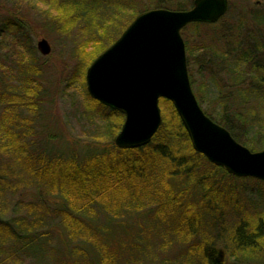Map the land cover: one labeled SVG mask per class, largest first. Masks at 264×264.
<instances>
[{"label":"trees","instance_id":"1","mask_svg":"<svg viewBox=\"0 0 264 264\" xmlns=\"http://www.w3.org/2000/svg\"><path fill=\"white\" fill-rule=\"evenodd\" d=\"M152 2V7L141 9L135 0H32L25 8L41 14H38L43 19L41 25L48 32L56 31L65 36L75 26L78 37L84 30L91 31L81 42L76 36L73 39L69 36L77 62L68 81L83 87L85 113L98 126L96 143L79 147L80 150L70 146L56 148L50 138L46 142L36 140L39 115L44 109L45 67L39 63L37 50L30 43L28 29L34 32V28L27 23L23 0L14 1L17 8L4 7L5 14L0 18V48L6 42L3 38L21 36L16 39V71L11 82L0 69V257H3L0 264H10L17 254L32 257L42 248L54 225L47 222L52 212L46 203L49 198L59 199L63 206L52 212L62 216L60 223L54 225L55 229L63 227L71 236L82 235V231L90 229L88 234L93 238L96 264H146L150 234L144 228L141 240L134 239L126 223L133 214L144 210L164 222L171 217L168 235L194 238L200 226H204L203 212L217 221L218 211L225 210L224 200H220L222 194L233 196L234 200L239 193L248 192L237 194L230 184V180L236 178L194 151L170 101L160 100L163 124L152 143L141 149L121 150L114 140L124 125L125 116L89 95L87 70L140 13L152 9L186 11L192 8L194 0ZM242 2L241 11L246 12L249 1ZM232 5L218 23H193L183 30L189 75L205 114L224 127L239 144L259 152L264 150V40L257 33L262 34L264 22L260 14L264 12L253 13L251 19L258 29L250 35L249 41L241 40L238 35L245 22L237 25L232 20L234 17H228L230 11H234ZM216 25L222 28L216 31ZM189 28L200 38L199 44L191 46L185 36ZM194 54L224 69V80L213 76L208 79L218 92L213 93L209 102L212 111L203 108V96L208 94L210 86L194 89L196 83L190 70ZM251 180L264 186L262 181ZM30 190L38 192V201L17 203L15 209L25 214L20 216L18 212L15 219H7L4 212L13 208L11 199L18 191ZM95 209L125 221L117 224L107 219L104 228H111L103 235V227L89 226L83 220ZM253 216L254 219L241 220L234 227L227 250L235 259L245 258L257 264L259 255L264 253V209ZM211 220L208 224L212 228ZM243 230L248 233L242 235ZM219 238L227 239L217 235L212 243ZM197 244L184 258L181 255V264H190L192 252L198 247L204 251L208 263L221 264L220 250L209 243Z\"/></svg>","mask_w":264,"mask_h":264},{"label":"rangeland","instance_id":"2","mask_svg":"<svg viewBox=\"0 0 264 264\" xmlns=\"http://www.w3.org/2000/svg\"><path fill=\"white\" fill-rule=\"evenodd\" d=\"M14 1L15 3H19L22 0H0V18L5 14V6H7V9L17 8L16 5L14 6ZM31 1L32 0H23L24 3L22 5V8L26 13L27 23L30 27L34 28V32L30 31V28L28 29L30 43L37 50V42L41 39H46L52 47V53L48 57H43L37 50L39 63L45 67V95L43 103L44 109L39 115V130L37 129L36 140L46 142L47 138H50L53 140V145L56 148L62 146L61 148L63 149L64 147L70 146L75 150H80L79 147L85 148L88 144L96 143V131L98 126L95 121L91 120L85 113L86 93L83 87L78 83L72 84L68 81L77 62V58L74 56V46L71 39L75 38L74 36L78 34V30L73 26L74 28L72 32H70L71 35L62 36L58 35L56 31L52 32L49 30L50 32H48L43 29V26L41 25L43 21L42 16H40L41 14L38 13V11L25 9ZM135 1H138L141 5V9L150 8L153 5L152 0ZM228 1L229 7L233 3L232 6L234 10L230 11L228 17H230V19L234 17L232 20H235L237 25L241 21L242 24L243 21L245 22L242 25V31L239 32V38L241 40L249 41L250 35H253L258 29L255 25V21H253L251 17L256 11L264 12V0ZM242 1H249V3L246 4L248 7L246 12L241 11ZM260 17L264 22V13L260 14ZM221 28V25H216L214 30L218 31ZM202 31H204V29H202ZM90 32L91 31L88 32L84 30L80 36H76V40L78 42L86 40L90 35ZM263 32L264 26L262 28V33ZM257 34L258 37L262 35L261 33ZM15 35L16 36L10 35L6 39L2 37L3 41L5 42L6 40V42L0 48V69L8 76L10 82L16 71L15 58L17 57L16 55L18 51L16 39L20 38L21 34ZM69 36H71V39ZM185 36L190 39L191 46L200 43V38L193 34L191 28L185 31ZM205 38L211 40L207 36ZM191 60L190 70L196 83L194 89L198 91L203 85H205V87L207 84L210 86L211 89L208 94L203 96V108L212 111L209 102L212 100L213 93L218 92L215 90L213 83H210L208 79L213 76L224 80V69L221 70L216 66L214 67L210 60H205L202 56H196L195 54ZM230 184L238 191L237 194L244 190H248V192H246V194H243L242 192L239 193L237 197L235 196L234 200H232L233 196H223L222 194L220 200H224L222 203L225 204V210L218 211L217 221L211 220L210 214L206 211L203 212L201 221L204 226H200L197 230L198 232L195 233L196 237L194 238L168 235L170 225L172 224L171 217L164 222L160 218H152V213L141 210L128 218L126 223H128L129 228H131L130 230H132L135 240H141L140 238L142 237L144 228L150 234L149 242L151 245L149 246V256L146 264H181L182 257L184 258L185 254H188L189 250H192L193 247L198 246L197 243L200 242L202 244H212L217 250L221 251V259L219 258L221 264H242L243 262H241L239 258L235 259L233 253L232 257L229 255V250H227L228 247H230L229 239L233 235L234 227L241 222V220L254 219L255 216L253 215L262 213L264 209V186L254 180L241 178L230 180ZM258 191H262L263 194ZM223 197L227 198L223 199ZM37 201L38 192L35 190L25 192L18 191V193L11 199L14 210L10 207V209H7L6 212H4V215L7 219H15L19 212V209H15L17 203L22 202L27 204L28 202L31 203ZM46 203H48L52 212L61 210L63 207L62 202L56 198H49L46 200ZM155 208L158 209V207ZM167 210L169 211V209ZM52 212L48 214L47 222H54V225L56 226L62 220V216L54 215ZM24 214L25 213H21L19 215L23 216ZM167 215L168 213L166 214V217H168ZM107 219H113L112 221L117 224L119 221H125L120 218L116 219L112 215H106L99 212V209H95L94 212H89L83 217V220L87 225L103 227V232H101L103 235L104 233L107 234V231H110L111 228H104V225L107 224L105 222ZM209 219L212 221V224H214L212 228L208 224ZM54 225L51 230L52 232L49 234V238L43 242L42 248H40L34 256L27 257L24 253L20 255L17 254L16 256H13L14 258L10 264H96L95 261H97V256L94 250L93 238L88 234L90 229L82 231V235L76 234L77 232L74 231L73 233L76 235L72 234L71 236L68 234L70 232L65 230V228L62 227L55 229ZM151 226L154 228L151 229ZM213 227L215 228L213 229ZM247 233L248 231H244L242 235ZM217 235L227 239L219 238L218 242L212 243V240H214ZM145 241L146 239H144V242ZM11 247L14 249L13 244ZM2 251H4V249H2ZM192 253H194V256L191 255V259L192 257L193 259L190 264H210L208 263L202 248L198 247ZM260 256L263 258L258 261L257 264H264V253ZM0 258L1 262L3 257ZM257 260H259V257ZM212 263L214 264V261H212Z\"/></svg>","mask_w":264,"mask_h":264},{"label":"water","instance_id":"3","mask_svg":"<svg viewBox=\"0 0 264 264\" xmlns=\"http://www.w3.org/2000/svg\"><path fill=\"white\" fill-rule=\"evenodd\" d=\"M228 10V0H194L186 11H145L89 67V95L125 116L114 140L117 148L136 150L152 143L163 124L160 100L165 99L175 107L196 153L231 176L264 182V150L250 151L211 120L189 76L183 29L216 24ZM37 50L43 57L52 53L46 39L37 42Z\"/></svg>","mask_w":264,"mask_h":264},{"label":"flooded vegetation","instance_id":"4","mask_svg":"<svg viewBox=\"0 0 264 264\" xmlns=\"http://www.w3.org/2000/svg\"><path fill=\"white\" fill-rule=\"evenodd\" d=\"M247 230H248V229H247ZM260 255H261V254H260ZM260 255H259V260H258V261H260V260L263 258V257H261ZM242 258H244V257L242 256ZM239 262H240V261H239ZM241 262H243L244 264H249V263H250V260H246V259L244 258L243 260H241ZM243 263H242V264H243ZM260 263H261V262H260Z\"/></svg>","mask_w":264,"mask_h":264},{"label":"bare ground","instance_id":"5","mask_svg":"<svg viewBox=\"0 0 264 264\" xmlns=\"http://www.w3.org/2000/svg\"><path fill=\"white\" fill-rule=\"evenodd\" d=\"M262 39L264 40V32L262 33ZM264 51V50H263Z\"/></svg>","mask_w":264,"mask_h":264}]
</instances>
